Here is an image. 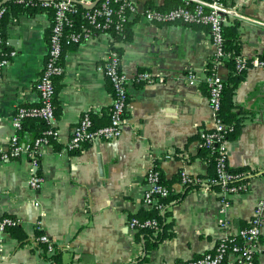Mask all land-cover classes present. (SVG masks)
<instances>
[{"label":"crops","instance_id":"0c3cea01","mask_svg":"<svg viewBox=\"0 0 264 264\" xmlns=\"http://www.w3.org/2000/svg\"><path fill=\"white\" fill-rule=\"evenodd\" d=\"M132 1L137 11L130 15L126 38L96 32L64 49L52 124L58 137L42 147V186L29 185L33 170L28 155L0 158V216L20 220L0 241V264H56L52 257L58 264H174L211 251L224 236L237 234L250 223L264 196V69L248 68L234 95V111L244 120L236 138L229 140V166L244 169L248 190L225 203L217 188H183L178 183L182 170L201 178L210 173L199 137L214 126L205 79L215 47L207 27L144 17L146 8L168 10L174 1ZM227 1L237 11L225 25L230 40H237L241 56L264 57V0ZM2 2L8 8V49L17 52L0 72V147L6 150L13 135L29 144L41 133L38 120L28 119L17 129L13 119L19 107L41 103L37 84L54 16L44 9L16 11V0ZM111 48L120 51L122 71L129 77L123 134L69 150L73 129L84 113L91 114L96 126L109 122L114 96L103 67ZM144 71L152 73L153 83L138 79ZM191 72L198 83L189 82ZM217 72L225 81L230 68L224 61ZM154 166L171 184L175 198L166 202L165 226L154 232L163 231L161 238L148 252L145 232L132 230L128 223L151 210L144 195L146 173ZM41 232L56 244L53 256L39 242ZM232 257L229 264H234ZM253 264H264V226Z\"/></svg>","mask_w":264,"mask_h":264},{"label":"built area","instance_id":"2783aa9c","mask_svg":"<svg viewBox=\"0 0 264 264\" xmlns=\"http://www.w3.org/2000/svg\"><path fill=\"white\" fill-rule=\"evenodd\" d=\"M16 1L31 7L52 8L54 15L49 35L48 57L37 84L41 103L33 107H19L13 119L14 126L17 129L22 128L23 121L27 117H39L46 121L48 127L29 144H23L16 134L12 136L8 149L5 150L0 147V158L3 160L18 158L24 154L29 156L33 170L29 185L34 189H38L44 181V177L38 171L42 147L50 145L51 140L58 137V132L52 124L56 121V79L64 72L62 56L65 47L78 45L82 41L91 38L96 32H110L112 29L118 34H123L124 23L129 20L132 13L137 11V6L132 0H100L96 6L87 8L83 13L85 22L77 30L74 27V16L79 13V5L91 6L95 0L91 2L81 0L82 4L77 3L75 0ZM182 1V5L168 10L148 7L143 11L144 17L150 22H179L190 26L207 27L215 47L211 61L212 70L205 79L214 126L201 131L200 145L207 147L211 153L216 155V175L201 178L192 176L187 171L182 170L178 183L183 188L204 186L214 189L213 186L217 185L222 201L227 203V199L231 195L248 190L247 183L239 181L241 177H244V173L230 170L228 128L220 114L224 81L217 72L218 67L229 57L225 47V25L228 17L237 15V11L227 0ZM6 11L7 7L2 2L0 4V72L12 63L17 54L15 50L8 49L9 44L4 35L3 17ZM121 60L120 51L111 48L106 55L103 67L104 74L112 86L114 96L109 112V122L102 126H96L91 114L89 112L84 113L73 129L68 142L69 150H79L88 143L115 140L123 134L129 101V77L122 71ZM250 67L264 69V57L239 56L237 58L236 72ZM138 79L150 83L155 81L152 73L147 71L139 73ZM188 80L191 84L198 83V78L193 72L188 74ZM146 181L148 188L144 195L145 205L150 209H157L160 213H163L167 203L161 201V199L168 198L171 195V188L164 182L160 171L155 166L147 171ZM19 224L20 220L16 217L0 216V241L7 231L18 227ZM128 225L132 230L139 231L151 229L157 232L161 228V222L156 217H132ZM263 226L264 196L257 201L250 223L242 227L237 234L224 236L211 251L190 259L179 260L174 264H229V258L232 256L234 264H253L259 250ZM37 229L41 230V224L38 225ZM38 239L49 255L53 256L56 253V244L48 234L41 232Z\"/></svg>","mask_w":264,"mask_h":264},{"label":"trees","instance_id":"16d2710c","mask_svg":"<svg viewBox=\"0 0 264 264\" xmlns=\"http://www.w3.org/2000/svg\"><path fill=\"white\" fill-rule=\"evenodd\" d=\"M36 1H40V0H36ZM175 2V6H179L183 4L182 0H172ZM9 2H7L8 5ZM14 6H16V11L20 10V11H27V12H34L36 10H40V9H44V10H52V8H44V7H37V6H27L24 5L23 3H19L16 1V3L13 4ZM80 6V10L79 13L76 14L74 16L75 18V23H74V27L78 30L81 25L85 22V18L83 17V13L87 10V8L83 5H79ZM8 12V8L6 13L4 14L3 17V29L5 28V20H6V15ZM54 16V15H53ZM129 21V20H128ZM128 21H126L124 23V28H123V34H118L117 32L113 31L112 29L110 30V32L113 34V36L115 37L116 40L121 39V38H126L127 33H128ZM196 27H204V26H196ZM4 35H5V29H4ZM224 35H225V47H226V52L229 54V57L225 60V63L227 64V66L230 68V75L229 77L224 81V89H223V97H222V106H221V117L223 119V122L227 125L228 128V139L232 140L235 139L241 125L243 124V116H240V113L235 112L234 111V95L236 92V89L238 87V85L240 84V82L243 80V78L245 77V72L246 70L240 71V72H236V64H237V58L239 56H241L240 53V48H239V43H237L236 41L230 40L229 35L226 32V28L224 29ZM118 49V48H116ZM212 70V67L210 66L208 73H210ZM28 119H36L39 122H41V133L48 127L46 121H44L43 119L39 118V117H27L24 119L23 123L25 121H27ZM25 124V123H24ZM40 133V134H41ZM200 140V137H199ZM200 154L202 155L203 159L205 161H208V163L210 164L209 170L210 173L207 177L205 178H209V177H213L216 175V170H215V164H216V155L211 153V151L205 147L200 145ZM231 171L233 172H243L244 173V169L242 170H232L230 168ZM245 173H244V177H241L239 179V181L241 182H245L247 177H245ZM178 180H180V176L178 177ZM169 188H171V195L168 198L165 199H161V201L163 202H168L171 201L173 198H175L173 195V189L171 184L166 183ZM194 186H188L186 187V189L192 188ZM214 188H217V185L213 186ZM167 215V213L162 214L160 213L157 209H151L147 212V214L145 215L144 218L147 217H156L160 220L161 222V227L163 229V227L165 226V216ZM16 229L12 228L10 230ZM144 236L147 243V249L148 252L155 247L157 241L161 238V234L163 231H160L159 234H155L153 230L149 229V230H145L144 231ZM52 260L58 264V260L56 257H52ZM146 260V259H145ZM138 264H143V261H140Z\"/></svg>","mask_w":264,"mask_h":264},{"label":"water","instance_id":"95a60500","mask_svg":"<svg viewBox=\"0 0 264 264\" xmlns=\"http://www.w3.org/2000/svg\"><path fill=\"white\" fill-rule=\"evenodd\" d=\"M77 3L82 4L81 0H75ZM100 2V0H95L93 2V4L91 6H85L86 8H93L94 6H96L98 3Z\"/></svg>","mask_w":264,"mask_h":264}]
</instances>
